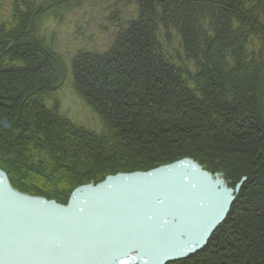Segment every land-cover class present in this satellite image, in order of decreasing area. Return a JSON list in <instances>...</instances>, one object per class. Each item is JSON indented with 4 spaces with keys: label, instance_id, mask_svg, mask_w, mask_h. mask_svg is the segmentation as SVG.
Listing matches in <instances>:
<instances>
[{
    "label": "trees",
    "instance_id": "trees-1",
    "mask_svg": "<svg viewBox=\"0 0 264 264\" xmlns=\"http://www.w3.org/2000/svg\"><path fill=\"white\" fill-rule=\"evenodd\" d=\"M134 1L138 16L117 19L106 51L70 61L98 133L62 113L69 65L43 34L86 0H11L0 20V168L16 189L65 204L82 184L186 157L234 187L247 176L205 248L168 264H264V0ZM172 31L192 68L162 45Z\"/></svg>",
    "mask_w": 264,
    "mask_h": 264
},
{
    "label": "water",
    "instance_id": "water-1",
    "mask_svg": "<svg viewBox=\"0 0 264 264\" xmlns=\"http://www.w3.org/2000/svg\"><path fill=\"white\" fill-rule=\"evenodd\" d=\"M1 126L8 129L9 120ZM244 177L229 187L193 158L82 184L67 204L23 193L0 169V264H167L203 249Z\"/></svg>",
    "mask_w": 264,
    "mask_h": 264
},
{
    "label": "rangeland",
    "instance_id": "rangeland-1",
    "mask_svg": "<svg viewBox=\"0 0 264 264\" xmlns=\"http://www.w3.org/2000/svg\"><path fill=\"white\" fill-rule=\"evenodd\" d=\"M10 4L11 0H0V20L9 19L11 13ZM137 12L138 4L134 0H86L85 4L80 8L69 12L64 17L63 22L53 21L46 24L43 34L46 36L47 41H52L54 50L56 49L61 53L69 65L67 79L57 89L56 93H58L60 98L62 113L74 124H81L87 129H92L98 133H102L105 130L99 116L91 107L84 103L73 88V74L70 70L71 59L80 52L90 51L98 53L106 51L119 31L117 19H121L124 25H127L138 16ZM262 18L264 21V15ZM172 32L174 33L172 43L164 35L165 39L162 45L178 63L187 62L192 68L194 62L187 60L183 49L179 45L180 36H178L177 32ZM11 159L15 158L12 157ZM213 173L221 174L229 187L236 188L231 185L232 181L223 172L215 171Z\"/></svg>",
    "mask_w": 264,
    "mask_h": 264
},
{
    "label": "bare ground",
    "instance_id": "bare-ground-1",
    "mask_svg": "<svg viewBox=\"0 0 264 264\" xmlns=\"http://www.w3.org/2000/svg\"><path fill=\"white\" fill-rule=\"evenodd\" d=\"M94 112H95V111H94ZM95 113H96V112H95ZM8 129H9V128H8ZM186 158H188V157H186ZM191 158H192V157H191ZM182 159H184V158H182ZM193 159H194V158H193ZM194 160H195V159H194ZM178 161H180V160H178ZM178 161H174V162H178ZM195 161H196V160H195ZM174 162H171V163H174ZM197 162H198V161H197ZM171 163H169V164H171ZM169 164H164V165H169ZM161 166H162V165H161ZM203 167H204V166H203ZM204 168H205V167H204ZM154 169H156V168H154ZM150 170H153V169H150ZM150 170H147V171H150ZM206 170L209 171L208 169H206ZM136 171H143V170H136ZM136 171H135V172H136ZM147 171H143V172H147ZM209 172H210L211 174H214V173H212L211 171H209ZM239 193H240V192H239ZM216 229H217V228H216ZM215 232H216V230H215ZM215 232H214V233H215ZM214 233H213V234H214ZM213 234H212V235H213Z\"/></svg>",
    "mask_w": 264,
    "mask_h": 264
}]
</instances>
